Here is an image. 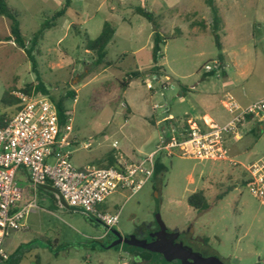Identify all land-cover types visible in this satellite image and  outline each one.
<instances>
[{
	"label": "rangeland",
	"instance_id": "obj_1",
	"mask_svg": "<svg viewBox=\"0 0 264 264\" xmlns=\"http://www.w3.org/2000/svg\"><path fill=\"white\" fill-rule=\"evenodd\" d=\"M6 1L18 13L28 47L34 35L66 2ZM102 1L72 0L56 26L45 29L44 38L34 51L38 72L33 71L26 52L6 40L10 20L0 17V114L11 118L19 109L20 101L16 105L4 102L6 92L15 97L17 92L33 98L46 96L35 89L39 81L56 100L68 91H75L76 97L65 103L72 117V139L76 142L71 158L74 167L104 168L110 155L131 161L150 153L159 143L161 127L167 118L172 117L169 126L186 128L191 103L200 107L197 101L210 100L219 105L223 116L230 118L220 104L225 98L218 95L229 93L244 107L264 99V0H214L216 14L205 0H107L105 5ZM137 8L152 13L154 22L134 13ZM191 20H196L198 27L190 26ZM106 21L116 29L107 48V58L116 62V66L96 69L93 54L85 48L86 35L96 39ZM74 23L78 24V30H71ZM156 31L163 39V57L158 63L162 67L160 76L146 73L153 66ZM218 43L239 56L222 54ZM221 55L235 82L228 89L222 70L214 66ZM236 62L243 66L241 72H245V77L235 73ZM209 69L217 72L207 76ZM138 70L143 74L123 88L121 83L127 74ZM195 122L204 125L203 120ZM259 126L261 133L258 130L253 133L252 125L246 124L240 140H228L229 148L239 150L230 153V158L247 165L264 157V121ZM86 144L89 148L84 147ZM160 159L165 170L159 177L147 182L133 196L128 191H119L97 207L100 213L120 212L119 222L105 242L160 219L170 230L190 227L192 236L203 240L230 264H264V200L251 194L245 183L244 167L178 154ZM17 180L25 190L24 179L17 176ZM199 190L208 198L209 208L205 211L194 209L187 201ZM30 193L39 208L27 216L28 230H19L23 231L22 238L30 242L23 248L21 264L133 262L122 245L93 248L92 239L103 237L106 232L95 218L60 203L53 190L38 189L36 196L33 190ZM135 262L148 264L139 258Z\"/></svg>",
	"mask_w": 264,
	"mask_h": 264
},
{
	"label": "built area",
	"instance_id": "obj_2",
	"mask_svg": "<svg viewBox=\"0 0 264 264\" xmlns=\"http://www.w3.org/2000/svg\"><path fill=\"white\" fill-rule=\"evenodd\" d=\"M214 64L216 69L221 66L219 61ZM15 95L20 101L19 109L6 126L0 127V264H8L11 259L5 249L6 238L12 231L24 229L27 216L38 208L35 197L24 203L25 190L17 180L19 170L27 171L35 196L39 188L49 186L69 207L99 221L106 229L101 239L118 224L120 212L100 213L97 207L116 192L128 191L132 196L138 193L154 178L160 156L178 154L200 161L241 165L247 172L251 194L264 200V157L244 165L229 157L228 147L229 139H241V129L250 119L258 117L256 125L264 121V99L244 107L228 93L223 105L230 118L224 124L211 120L200 125L190 121L185 129L170 125L163 128L159 143L149 154L111 167L76 168L71 163L76 142L72 139L70 111L62 123L57 105L49 96L33 98L23 92Z\"/></svg>",
	"mask_w": 264,
	"mask_h": 264
},
{
	"label": "trees",
	"instance_id": "obj_3",
	"mask_svg": "<svg viewBox=\"0 0 264 264\" xmlns=\"http://www.w3.org/2000/svg\"><path fill=\"white\" fill-rule=\"evenodd\" d=\"M72 0H66L64 5L60 10L55 12L49 20L46 25H44L43 29H41L38 33H36L32 39L31 46L28 47V42L26 38L24 37L22 30L20 28V24L18 21V13L9 6L6 0H0V17H5L10 20V35L6 38L7 41L14 42L18 47L22 48L29 60L32 62L33 65V71L38 72V62L36 58L34 57V51L36 49V45L38 44V41L42 40L44 38L45 29H51L53 26H56V23L58 19L65 16L68 9L71 6ZM206 3L212 8V11L214 14L217 13L216 7L214 6V0H206ZM135 13L145 17L147 20L154 22V16L152 13H150L148 10H145L143 8H137L135 10ZM216 21L217 18H215ZM78 30V24L74 23L71 26V30ZM116 34L115 27L109 22L106 21L103 25V29L101 34L96 39L89 38L88 35H86V42H85V48L88 52H91L93 54V65L94 68L98 69L100 67L110 68L113 66H116V62L109 60L107 58V48L110 43L113 42L114 37ZM163 39L159 35V33L156 31L154 34V41H153V48H152V60H153V66L146 72L148 74H154L155 76H160L162 74L161 66L158 65L159 61L163 57L162 53V45ZM219 48H222V45L218 43ZM223 59V56L221 55L219 58V61L221 62ZM223 64L221 63L220 71L223 70ZM216 70H213L211 72L207 73V76H212L214 73H216ZM223 73V72H222ZM143 74L141 71H134L131 72L129 75L127 74V79L124 80L121 84L123 88H128L130 86L131 80L133 78H139ZM39 78V77H38ZM39 81V79H38ZM35 89L37 92L42 93L43 95L49 96L51 100H53L58 108L59 115L61 122L64 123L66 120V100L69 98H75L76 92L75 91H68L64 96H61L56 100L51 94L48 88L44 85L42 81H39V83L36 84ZM24 92L29 93L28 89H25ZM4 102H8L11 105H16L19 103V99L15 97L12 93L6 92L4 98ZM9 100V101H7ZM10 118H8L6 115L0 114V127H4L7 125ZM250 119V118H248ZM189 120H187L185 127H189ZM256 129H252L253 133H256ZM259 133V132H258ZM117 164V160L114 155H110L108 158L107 167H111ZM165 170L164 165L161 163L160 157L156 160V171L154 178H157L163 173ZM245 183L247 184V180H245ZM42 189V188H41ZM52 196L55 197V195L52 194ZM188 204L193 207L194 209L198 211H205L209 208L208 198L203 190L196 191L192 193L188 197ZM131 254V253H129ZM132 255L135 257L133 258V262L131 264H137L135 260L139 258L140 262L145 261L148 263H153V255L149 252H133ZM18 261H9L8 264H17Z\"/></svg>",
	"mask_w": 264,
	"mask_h": 264
},
{
	"label": "crops",
	"instance_id": "obj_4",
	"mask_svg": "<svg viewBox=\"0 0 264 264\" xmlns=\"http://www.w3.org/2000/svg\"><path fill=\"white\" fill-rule=\"evenodd\" d=\"M59 2V0H57ZM107 0H103L102 1V5L106 3ZM128 1V0H126ZM205 3H206V0H205ZM64 4H62L63 6ZM119 5L122 6V2L119 1ZM115 10L114 6L110 7V11L113 12ZM136 10V9H135ZM135 10H134V13H135ZM57 12V11H56ZM190 26H193L194 28L198 27L196 24H197V21L196 20H191L190 22ZM73 25V24H72ZM104 25V24H103ZM103 29V28H102ZM102 32V31H101ZM101 34V33H100ZM89 36V35H88ZM90 38V37H89ZM229 47H225L224 45H222V48H221V51H222V54L224 55H232V56H236L238 57L239 54L238 53H235V51H232L231 52L229 51ZM245 51V50H244ZM224 55H223V59L221 61V63L223 64V70L221 71V76L222 78L226 81L225 83V88L228 89V87H231V86H234V81L231 77V73L228 69V65L226 64V60L224 58ZM240 58V57H239ZM238 58V60H239ZM241 63L243 62V57L240 59ZM238 62V61H237ZM236 62V65L238 67L237 71L235 73H238V75L240 76H244L245 77V72H241V69L243 68V66H239V63ZM159 65V64H158ZM223 72V73H222ZM228 92V91H226ZM228 94V93H227ZM198 95V94H197ZM226 94L223 93V95H218L220 96L221 98H224ZM199 102V104H201L202 106H198V103H197V106H195L194 104L191 103V111L186 115L187 117V120H189L188 122L192 121V122H195L196 120L198 121H201L203 120L204 122H209L211 120L215 121L217 124H224L228 121V116L227 115H222V110L219 108V105L218 104H215L213 102H211L210 100H202V101H197ZM220 104L222 105V107L225 109L224 105H223V101L221 100L220 101ZM199 107V108H198ZM226 114V112H225ZM170 119L172 120V117H169L167 118L166 122L162 125L161 127V131L163 130V128L169 126V124L171 123L170 122ZM247 124H251L252 125V129H257V126H258V132L261 133L262 130H260V127L259 125H256V122H255V119H250ZM173 125V124H172ZM235 150L229 148V152L232 154L233 152H238V148L235 147L234 148ZM149 154V153H148ZM143 155H146V154H143ZM143 155H140L138 156L137 158L143 156ZM116 160H117V163L119 161H121L120 159H117V157L115 156ZM136 158V159H137ZM18 177H20V179H24V181L26 182V186L27 188L25 189V201L24 203H27L29 200L32 199L31 197V193H30V190H31V184H30V178H29V175L27 173V171L25 170H19L18 172ZM47 187V188H46ZM49 186H45V187H41L42 189H45V190H51L48 188ZM39 188V189H41ZM51 188V187H50ZM53 193L56 195V193L53 191ZM58 199V198H57ZM59 200V199H58ZM60 203H62L63 201L59 200ZM37 203V202H36ZM37 206H38V203H37ZM39 208V206H38ZM37 209V208H36ZM34 210V209H33ZM25 224H26V227L24 228L23 231H27L28 229V226H27V221H25ZM23 231H19V232H16V231H12L11 234L6 238L5 240V249L6 251L8 252V254L10 255V260L11 261H18L17 264H21V261H22V254H23V248L25 245H28L30 244L27 243L28 241L23 239V235L20 234L21 232ZM102 237H95L92 239V246L93 248H95V244L96 243H99V241L101 240ZM126 250V249H125ZM128 251V250H127ZM128 253H133V252H129ZM38 257V256H37Z\"/></svg>",
	"mask_w": 264,
	"mask_h": 264
},
{
	"label": "water",
	"instance_id": "obj_5",
	"mask_svg": "<svg viewBox=\"0 0 264 264\" xmlns=\"http://www.w3.org/2000/svg\"><path fill=\"white\" fill-rule=\"evenodd\" d=\"M48 188L57 193L55 189ZM159 224L161 232L154 240H142L134 236H127L125 238L120 237L118 241L108 246L102 243H96L95 246L99 245L106 249L122 245V247L129 252H149L153 255V260L162 258L163 264H169L173 261H178L181 264H188V262L192 264H227L217 256H203L185 246L183 243L175 241V239L168 234L167 227L161 220H159ZM116 235H118V233H116Z\"/></svg>",
	"mask_w": 264,
	"mask_h": 264
},
{
	"label": "flooded vegetation",
	"instance_id": "obj_6",
	"mask_svg": "<svg viewBox=\"0 0 264 264\" xmlns=\"http://www.w3.org/2000/svg\"><path fill=\"white\" fill-rule=\"evenodd\" d=\"M160 220V219H159ZM159 220L155 219L153 222L146 223L142 227L136 228L131 234H122V237H136L142 240H154L156 236L161 232V227L159 224ZM192 229L188 227L187 229H174L170 230L167 228L168 234L175 239V241L183 243L185 246L191 248L193 251L202 254L203 256H217L209 247L203 242V240H199L192 236ZM111 234V233H110ZM108 235L106 238L101 239L100 241H104L103 243L108 246L116 241H118V237H112L109 241L105 242V240L111 235ZM133 258H135L132 253L130 254ZM221 259V258H220ZM225 263L230 264L228 261L223 260ZM155 264H163L162 258L153 261ZM150 264V263H148ZM169 264H181L178 261L170 262ZM188 264H192L188 262Z\"/></svg>",
	"mask_w": 264,
	"mask_h": 264
}]
</instances>
